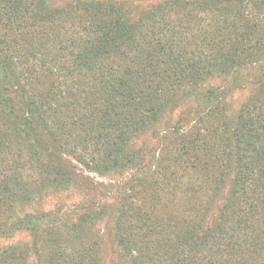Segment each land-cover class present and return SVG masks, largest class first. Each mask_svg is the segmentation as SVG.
<instances>
[{"label": "trees", "instance_id": "trees-1", "mask_svg": "<svg viewBox=\"0 0 264 264\" xmlns=\"http://www.w3.org/2000/svg\"><path fill=\"white\" fill-rule=\"evenodd\" d=\"M128 1L0 0V264H104L108 194L115 264H264V0Z\"/></svg>", "mask_w": 264, "mask_h": 264}, {"label": "rangeland", "instance_id": "rangeland-1", "mask_svg": "<svg viewBox=\"0 0 264 264\" xmlns=\"http://www.w3.org/2000/svg\"><path fill=\"white\" fill-rule=\"evenodd\" d=\"M160 0H129L130 3L134 8L139 7L141 9L147 8L152 4L159 2ZM225 82L223 79L214 78L213 80L209 81L206 84V87H217V86H224ZM248 95V90H239L234 91L229 97L227 104H228V111L230 114L236 113L237 109L241 105V103L246 99ZM187 108H180L174 114L169 117L168 120H163L157 127L155 131H160L165 127V124H173L179 118L180 114L185 111ZM141 145L147 146L152 150L158 151V140L155 134H153V130H150L145 135L138 137L134 142V147H140ZM84 176L79 179V186H77L74 190L63 193V194H56L51 195L45 199H43L41 206L39 207L40 211H61L60 213H67L66 216L72 215V211H77L78 204H82V202L86 197L87 199H96L102 196L103 193H110L112 186L117 182L121 181L120 177H100L93 173L84 172ZM108 196L103 200L107 206V213L108 217L101 223L99 226L96 227V230L101 232V236L103 239L104 245V264H115L117 261V250L116 245L112 239L111 235V219L115 213L116 208V200L113 196ZM98 201L102 202V198L98 199ZM61 215V214H60ZM28 241V238L24 234L17 235L12 242H3L2 244H17L19 242ZM28 264H35L34 258H29Z\"/></svg>", "mask_w": 264, "mask_h": 264}]
</instances>
